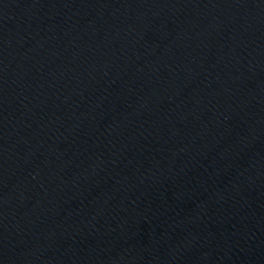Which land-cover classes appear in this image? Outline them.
Returning <instances> with one entry per match:
<instances>
[{
  "label": "water",
  "instance_id": "obj_1",
  "mask_svg": "<svg viewBox=\"0 0 264 264\" xmlns=\"http://www.w3.org/2000/svg\"><path fill=\"white\" fill-rule=\"evenodd\" d=\"M0 264H264V0H0Z\"/></svg>",
  "mask_w": 264,
  "mask_h": 264
}]
</instances>
